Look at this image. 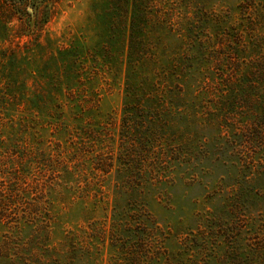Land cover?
Masks as SVG:
<instances>
[{
    "label": "rangeland",
    "instance_id": "374dc122",
    "mask_svg": "<svg viewBox=\"0 0 264 264\" xmlns=\"http://www.w3.org/2000/svg\"><path fill=\"white\" fill-rule=\"evenodd\" d=\"M247 1L34 0L19 14L0 0V23L8 28L0 27V55L23 56L34 50V60L24 61L26 69L33 70L44 66L43 56L48 53L70 50L88 55L81 61L82 90H97L94 102L99 107L89 121L102 126L104 142L96 151L104 154L102 160L88 162L77 182L67 178L68 188L63 185L57 190L62 196L50 210L51 246L60 247L71 232L88 237L94 231L89 237L93 258H97L94 264H108L123 241L129 244L142 235L157 250L165 251V257L191 245L193 250L185 260L189 256L213 263L214 254L201 250L202 245L230 244L239 236L241 242L250 237L264 243V184L257 182L263 177L255 169L252 174L245 170L254 162L255 147H264V135L255 133L260 139L253 141L244 105L237 114H222L208 102L238 68L235 62L223 60L233 56L241 33L248 37L249 14L241 9ZM134 11L133 34L138 41L134 52L149 59L146 65H136L134 82L158 79L165 88L169 82L165 71L180 69L185 56H201L200 41L210 56L200 66L205 76L196 70L187 92L182 93L178 83L167 93L171 98L136 104L139 109H158L165 126L150 132L147 147H133L138 159L128 164V154L119 145ZM51 64L52 69L64 68L60 62ZM92 73L95 77L89 81ZM205 80L198 88L196 84ZM243 88L239 87L240 95ZM71 110L67 109L68 115ZM41 125L46 126V121ZM42 132L47 138V130ZM257 166L264 167V158ZM33 227L21 224L12 233L26 240L33 235ZM164 260L162 256L159 264Z\"/></svg>",
    "mask_w": 264,
    "mask_h": 264
},
{
    "label": "trees",
    "instance_id": "16d2710c",
    "mask_svg": "<svg viewBox=\"0 0 264 264\" xmlns=\"http://www.w3.org/2000/svg\"><path fill=\"white\" fill-rule=\"evenodd\" d=\"M259 1L257 5V0H248L241 5V9L249 14L250 31L248 37L241 33L239 42L233 48L235 53L223 60L235 62L238 68L232 79L222 81L223 86L212 92V95L216 94L215 97L208 100L222 114H237L239 106L244 105L248 110L246 117L251 119L247 126L253 133V141L260 139L255 133L264 135V0ZM3 2L21 14L24 6L33 4L34 0ZM135 13L132 12L130 23L127 100L119 145L128 154V164L138 159L133 147H147L151 144L150 132L160 125L165 126V118H162V113L158 115V109H139L136 104L154 102L152 99L157 98L167 99L170 88L178 83L183 88L181 92L185 93L196 70L205 76L204 68L200 66L207 61L206 56H210L206 54L207 46L200 41L203 49L201 56H185L180 69L175 66L172 71L171 67L165 71V77L169 79V82H165V88L158 83V79L151 81L146 77L134 82L136 65H146L145 62L149 60L147 56L134 52V46L138 43L133 34ZM0 27L4 31L8 29L2 22ZM241 47L243 53L240 52ZM35 53L31 50L23 56L0 55V264H94L97 258H93L89 245V237L94 235V231L88 237L71 232L60 247L49 244L48 232L53 220L50 210L55 200L62 196L57 190L63 185L68 188L67 178L77 182L88 162L102 160L104 154L96 151L104 142L102 126L89 121L99 107L98 102H94L97 90L93 87L90 92L87 88L85 92L82 90L81 75L84 71L80 70L81 61L89 57L70 50H59L44 55L45 64L40 69H26L24 61L34 60ZM91 57L93 59V54ZM59 62L64 68H50L51 63ZM94 77L93 73L90 74L89 81ZM30 80H33V84H30ZM205 82L196 85L203 87ZM241 85L244 87L242 95L239 90ZM142 86L153 87V90L143 89ZM66 99L71 100L70 103H65ZM68 108H73L69 115ZM42 120L46 121V126L41 125ZM45 130L47 138L43 137L42 131ZM54 137L60 138V141ZM111 156L110 168L114 164V153ZM262 158L264 147H255L252 158L255 163H250L245 170L252 174L255 169V173L263 177H259L261 180L257 182L264 184V167L257 166ZM21 224L35 228L33 235L26 240L12 233ZM143 237L138 235V239L129 244V241H123L119 253L111 257L108 264H159L162 256L166 258L163 264H264V243L250 237L241 242L239 236L230 244L211 248L202 245L201 250H211L210 253L214 254L216 262L213 263L210 259L194 260L189 256L185 260V255L193 250L191 245H185L173 257H165V251L157 250L153 243L145 241Z\"/></svg>",
    "mask_w": 264,
    "mask_h": 264
}]
</instances>
